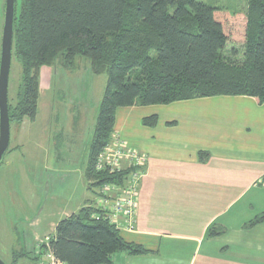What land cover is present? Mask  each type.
I'll return each instance as SVG.
<instances>
[{
  "label": "trees",
  "instance_id": "obj_1",
  "mask_svg": "<svg viewBox=\"0 0 264 264\" xmlns=\"http://www.w3.org/2000/svg\"><path fill=\"white\" fill-rule=\"evenodd\" d=\"M231 41H242L241 60L235 48L226 54ZM13 55L22 77L16 102H9L11 123L36 118L42 66L62 59L75 68L83 56L95 73H107L86 169L88 187L96 193L107 182L123 184L129 174L95 169L112 139L117 108L217 95H248L264 103V0H247L244 15L201 0H21ZM143 122L155 125L157 117ZM200 156L206 160L208 153ZM263 221L264 211L245 227ZM223 232L214 224L207 235ZM49 248L64 264H111L118 252L149 253L126 241L91 202L57 223ZM20 251L15 261L30 257V251Z\"/></svg>",
  "mask_w": 264,
  "mask_h": 264
},
{
  "label": "crops",
  "instance_id": "obj_2",
  "mask_svg": "<svg viewBox=\"0 0 264 264\" xmlns=\"http://www.w3.org/2000/svg\"><path fill=\"white\" fill-rule=\"evenodd\" d=\"M51 67L40 69L39 102L45 87L54 92ZM49 99L46 95L45 108ZM151 116L156 124H144ZM69 119L72 143L80 119ZM115 135L147 156L135 227L118 228L126 241L149 253L118 252L111 264H264V221L245 227L264 211V103L248 95H217L119 107ZM201 152L208 153L206 160ZM96 199L84 197L83 205L64 217ZM214 224L224 232L209 237ZM41 232H35L36 246L55 235Z\"/></svg>",
  "mask_w": 264,
  "mask_h": 264
},
{
  "label": "rangeland",
  "instance_id": "obj_3",
  "mask_svg": "<svg viewBox=\"0 0 264 264\" xmlns=\"http://www.w3.org/2000/svg\"><path fill=\"white\" fill-rule=\"evenodd\" d=\"M201 1L242 15L247 9V0ZM20 2L17 0V12ZM5 4L6 0H0V61ZM233 48L236 61L241 60L242 41L229 42L226 54ZM51 68L54 92L45 87L35 121L27 118L20 125L11 123L9 148L20 147L9 150L0 164V258L6 264H39L33 257L38 254L35 232L42 229L41 235L55 234L54 223L66 211H77L84 197L95 195L87 189L85 169L108 75L95 73L90 59L83 56L78 57L75 68L65 67L62 59ZM21 73V64L13 55L8 88L9 102L13 104ZM46 95L50 102L45 108ZM69 117L80 119L77 139L73 138L72 143H68ZM39 220L41 224L36 226ZM20 250L30 251V257L15 261Z\"/></svg>",
  "mask_w": 264,
  "mask_h": 264
},
{
  "label": "built area",
  "instance_id": "obj_4",
  "mask_svg": "<svg viewBox=\"0 0 264 264\" xmlns=\"http://www.w3.org/2000/svg\"><path fill=\"white\" fill-rule=\"evenodd\" d=\"M147 163L146 154L131 148L122 138L112 136L110 142L97 157L95 169L98 172L118 174L129 170L123 184L107 182L96 189L95 206L102 210L106 218L116 226L135 227L138 209V192L143 169ZM97 218L99 216L97 215ZM39 264H64L57 260L49 248L43 243L37 245Z\"/></svg>",
  "mask_w": 264,
  "mask_h": 264
},
{
  "label": "water",
  "instance_id": "obj_5",
  "mask_svg": "<svg viewBox=\"0 0 264 264\" xmlns=\"http://www.w3.org/2000/svg\"><path fill=\"white\" fill-rule=\"evenodd\" d=\"M16 0H6L0 61V164L10 144V106L8 98L9 76L13 57L14 20ZM0 264H6L0 258Z\"/></svg>",
  "mask_w": 264,
  "mask_h": 264
}]
</instances>
